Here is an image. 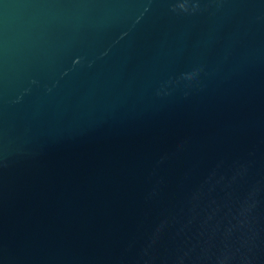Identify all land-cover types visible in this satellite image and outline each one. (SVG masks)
I'll list each match as a JSON object with an SVG mask.
<instances>
[{
  "label": "water",
  "instance_id": "1",
  "mask_svg": "<svg viewBox=\"0 0 264 264\" xmlns=\"http://www.w3.org/2000/svg\"><path fill=\"white\" fill-rule=\"evenodd\" d=\"M197 2L0 0V264H264V0Z\"/></svg>",
  "mask_w": 264,
  "mask_h": 264
},
{
  "label": "clouds",
  "instance_id": "2",
  "mask_svg": "<svg viewBox=\"0 0 264 264\" xmlns=\"http://www.w3.org/2000/svg\"><path fill=\"white\" fill-rule=\"evenodd\" d=\"M181 5H183V7ZM178 8L184 12L195 13L199 10L200 5L197 0H179Z\"/></svg>",
  "mask_w": 264,
  "mask_h": 264
}]
</instances>
